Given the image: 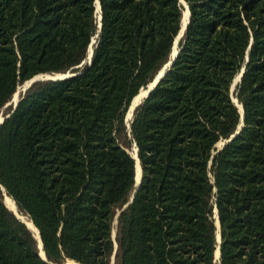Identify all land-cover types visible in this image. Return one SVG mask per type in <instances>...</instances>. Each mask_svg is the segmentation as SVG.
I'll return each instance as SVG.
<instances>
[{
    "label": "trees",
    "instance_id": "obj_1",
    "mask_svg": "<svg viewBox=\"0 0 264 264\" xmlns=\"http://www.w3.org/2000/svg\"><path fill=\"white\" fill-rule=\"evenodd\" d=\"M95 1L0 0V185L46 258L0 187V264H264V0H184L130 126L184 7Z\"/></svg>",
    "mask_w": 264,
    "mask_h": 264
},
{
    "label": "water",
    "instance_id": "obj_2",
    "mask_svg": "<svg viewBox=\"0 0 264 264\" xmlns=\"http://www.w3.org/2000/svg\"><path fill=\"white\" fill-rule=\"evenodd\" d=\"M180 1H181V3H182L183 7H184V8H187L188 15H187V17H186V21H185L184 25H183V18L181 19V27H180V30H179L177 36L175 37V40H174V42H173V46H174L175 42L177 41V39H179V38L183 35V33H184L185 29H186V26H187V24H188V21H189V16H190V12H189V8H188V4H187L186 2H184L183 0H180ZM95 2L98 4V7H97V4H96L95 12H96V16H97L98 27L100 28V25H101L100 4H99V1H98V0H96ZM182 15H183V13H182ZM182 17H183V16H182ZM94 41H95V39L93 38V39L91 40L90 44H89V47H88V57H87V62H88V63L90 62V58H91V55H92V50H93V43H94ZM89 49H90V50H89ZM178 52H179L178 49H175V50L173 51V47H172V51H171V54H170V59H169V61H168V62L163 66V68L157 73V75H156L155 78L152 80V82H150V84H152V86H151L150 89L148 90V92H147V94H146L145 97L148 96L149 92L154 88V86L157 84V82H158V81H159V80L165 75V73L167 72V70L169 69V67H170V66L173 64V62L175 61ZM243 70H244V67H242L241 70L239 71V73L236 75L235 80H234V83H233V86H234V84H235L237 81H240L241 76H242V73H243ZM75 74H76V73H74V72H73V73H72V72H66V73H41V74H38V75L33 76L31 79H29V80L26 81L25 83H26V84H30V83L33 82L34 80H37V79H40V78H42V79H44V78L61 79V78H66V77H69V76L75 75ZM232 88H233V87H232ZM137 94H138V93H137ZM135 96H136V95H135ZM135 96H134V97H135ZM134 97L132 98V100L134 99ZM145 97H144V98H145ZM144 98H143V99H144ZM143 99H142V100H143ZM132 100H131V101H132ZM233 101H234V102L237 104V106L239 107L238 102H237V99H236V98H235V99L233 98ZM17 102H18V100L14 103L13 108L16 106ZM130 103H131V102H130ZM132 103H133V102H132ZM132 103H131V104H132ZM137 104H138V103H137ZM137 104H136V105H137ZM136 105H135V106H136ZM239 109H240V112H241V123L238 125L237 129L233 132V134H231V136H230L226 141L230 140L231 138H233L235 135H237V134L241 131V128H242V125H243V110H242V105H241V104H240ZM126 113H127V112H126ZM125 117H126V115H125ZM132 117H133V113H132ZM132 117L130 118V122L127 123L128 126H130V123H131V121H132ZM3 119H4V117L0 120V123L3 121ZM132 157L135 159V169H136V158H135V156H133V155H132ZM136 157H137V148H136ZM137 159H138V157H137ZM138 163H139V160H138ZM139 165H140V164H139ZM135 179H136V182H135V188H134L133 192L131 193L128 202H127L122 208H125V207L128 205V203L133 199V196H134L136 190L138 189V187H139V185H140V183H141V180H142V171H141V167H140V176H139V179L137 180L136 171H135ZM0 187L2 188V190H4V188H3L1 185H0ZM8 209H9V208H8ZM9 210H11V209H9ZM11 211H12V213H13V214H14V215H15L20 221H22V222L26 225V223H25L23 220H21V219L17 216V214L15 213L14 210H11ZM216 226H217V225H216ZM26 227L31 231L33 237L36 239L37 244H38V239H37L35 233H34V232L32 231V229H31L30 227H28L27 225H26ZM218 230H220V224H219V221H218ZM37 231H38V230H37ZM38 237H39V239H40L39 233H38ZM220 239H221V237H220V233H219V239H217V237H216V240H217V243H218V244H217L218 251H219ZM40 241H41V239H40ZM38 248H39V244H38ZM41 249H42V243H41ZM42 251H43V249H42ZM38 254H39L43 259H46V258H45L44 251H43V255H41L39 252H38ZM219 255H220V252H219L218 256H215V260H216V259H219ZM67 259H69V258H65V259H64L65 261L63 260L64 262H62V263H60V264L65 263ZM71 260H72V259H71ZM218 261H219V260H218ZM80 264H81V263H80Z\"/></svg>",
    "mask_w": 264,
    "mask_h": 264
},
{
    "label": "bare ground",
    "instance_id": "obj_3",
    "mask_svg": "<svg viewBox=\"0 0 264 264\" xmlns=\"http://www.w3.org/2000/svg\"><path fill=\"white\" fill-rule=\"evenodd\" d=\"M97 4V3H96ZM97 7H98V4H97ZM185 17H184V22H183V25H184V23H185V21H186V17H187V15H188V11H187V9L184 11V14H183ZM90 50V49H89ZM16 95V94H15ZM136 97V96H135ZM136 100V99H135ZM239 105V107H240V104H238ZM131 154L133 155V156H135V158H136V170H137V172H138V174L140 173V165H139V163H138V159H137V157H136V148H133L132 149V151H131ZM136 172V173H137ZM138 176H140V175H138ZM138 179H139V177H138ZM3 202H4V204L7 206V208H9V209H11V210H14L15 211V213L17 214V216L21 219V220H23L25 223H26V225L28 226V227H30L31 229H32V231L35 233V235H36V237H37V239H38V244H39V253L41 254V255H43V251H42V249H41V241H40V239H39V237H38V231H37V228L34 226V224L32 223V221H31V219L27 216V215H25V214H23V213H19V212H17L18 210L16 209V207H15V204H14V201L11 199V197L3 190ZM216 225H218V219H217V221H216ZM216 237H217V239H219V231H218V233L216 234ZM218 254H219V251H218V247H216V251H215V256H218ZM64 264H80V263H78V262H76V261H74V260H71V259H67L66 260V262L64 263Z\"/></svg>",
    "mask_w": 264,
    "mask_h": 264
},
{
    "label": "rangeland",
    "instance_id": "obj_4",
    "mask_svg": "<svg viewBox=\"0 0 264 264\" xmlns=\"http://www.w3.org/2000/svg\"><path fill=\"white\" fill-rule=\"evenodd\" d=\"M184 1V0H183ZM185 2V1H184ZM187 8H184L183 9V14H184V11L186 10ZM183 17V22H184V15H182ZM180 39V38H179ZM179 39H177V41L175 42V44H174V46H173V51L175 50V49H178V47H177V44H178V41H179ZM27 84L26 83H23V84H21V85H19L18 87H17V90L15 91V93L13 94V96H12V99L8 102L9 104H12V105H14V103L19 99V94L22 92V90L24 89V87L26 86ZM152 86V84H148L146 87H143V88H141L140 90H139V92H138V94H136V97H134V99L131 101V103H130V105H129V108H128V110H127V113H126V117H125V121H126V123H128V122H130V118L132 117V113H133V110H134V108L136 107L135 105L138 103H140L141 101H142V99L146 96V94H147V92H148V90L150 89V87ZM16 94V95H15ZM234 98V97H233ZM136 99V100H135ZM235 99V98H234ZM239 104V103H238ZM4 116L2 115V114H0V120L3 118ZM224 141L223 140H220L219 142H217V144H216V146L217 147H220L221 145H222V143H223ZM134 147H132V149H133ZM132 149H131V151H132ZM138 175H140V173L138 174V172H137V180H138ZM4 193V192H3ZM15 204V203H14ZM16 207V206H15ZM17 209V208H16ZM18 210V209H17ZM17 212H19V211H17ZM19 213H21V212H19ZM216 221H217V218H216ZM217 224V223H216ZM218 225H217V233H218ZM113 233H114V231H113ZM216 233V234H217ZM65 261V260H64ZM63 261V262H64ZM113 261V260H112ZM216 262L218 263V259H216ZM112 263V262H111ZM64 264V263H63Z\"/></svg>",
    "mask_w": 264,
    "mask_h": 264
}]
</instances>
